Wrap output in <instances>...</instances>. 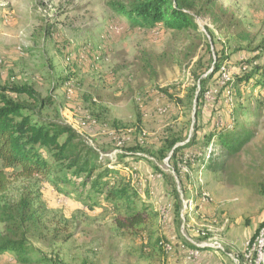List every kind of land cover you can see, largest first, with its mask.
I'll return each mask as SVG.
<instances>
[{
  "label": "rangeland",
  "instance_id": "rangeland-1",
  "mask_svg": "<svg viewBox=\"0 0 264 264\" xmlns=\"http://www.w3.org/2000/svg\"><path fill=\"white\" fill-rule=\"evenodd\" d=\"M113 1L0 0V84L31 85L41 97L51 96V104L41 110L42 118L72 125L90 145L102 148L103 156L119 151L115 141L130 145L134 137L157 148L171 125L177 130L187 128L188 138L192 136L195 105L178 108L158 90L165 88L183 98L194 83L191 71L202 46L211 42L206 26L213 30L216 50L221 44L227 46L229 69L224 66L220 76L215 74L209 81L200 123L204 130L228 123L230 105L220 86L235 71V64L251 57L250 52L235 49L264 44V0H219L235 12L239 26L216 29L207 17H199L202 41L190 61L181 57L185 36L162 26L132 28L111 9ZM143 57H149L151 71L142 68ZM96 91L103 95L100 102H83V96L96 95ZM250 93L244 95L247 111L236 118L237 124L255 131L253 139L237 157L228 159L222 171L199 169V161L182 163V176L189 180L184 192L167 158L156 160L145 154L144 159H126L136 170L130 184L162 216L161 224L151 228L155 231L152 238L170 239L163 250H151L146 240L149 233L120 230L114 221L115 210L85 206L77 199L80 185L62 193L42 178L11 177L13 193L22 185L35 192L49 226L46 237L50 241L37 246L46 254H57L65 264H171L173 252L178 254L174 251L178 242L183 247L192 242L199 247H187L184 264L199 258L196 249L217 251L222 264H246V254L264 229V195L260 192L264 109L253 103L255 96ZM108 139L114 142L107 143ZM66 174L70 173H61ZM166 178L176 181L175 193ZM173 201L180 204L181 223L175 222L176 230L171 220ZM55 230L59 235L51 243ZM176 240L177 246L173 245ZM11 262L10 255L0 256V264Z\"/></svg>",
  "mask_w": 264,
  "mask_h": 264
},
{
  "label": "trees",
  "instance_id": "trees-1",
  "mask_svg": "<svg viewBox=\"0 0 264 264\" xmlns=\"http://www.w3.org/2000/svg\"><path fill=\"white\" fill-rule=\"evenodd\" d=\"M110 7L132 28L149 30L162 26L185 36L181 57L189 61L197 56L202 41L203 35L196 22L199 17H207L216 29L239 26L235 12L219 0H114ZM204 28L211 42L202 46V54L191 71L194 83L183 98L174 96L165 88L158 90L178 108L187 103L195 105L192 136L188 138L187 128L177 130L171 125L164 130L157 148H149L134 137L130 145L115 141L119 151L113 156H103L102 148L94 143L90 145L85 135L72 125L42 118L41 110L51 104V96L41 97L31 85L0 84V256L10 255L11 264H65L57 254H46L37 246V243L50 241L46 237L49 226L35 192L29 185H22L13 193L11 177L14 180L42 178L62 193H67L68 187L72 190L81 187L77 199L91 209L115 210L114 221L120 230H132L142 235L149 233L146 240L152 251L157 253L158 249L163 250L171 243L169 238L162 236L152 238L155 231L151 227L159 226L162 216L155 204L142 200L133 183L130 184L133 180L130 175L136 170L126 159H144L145 154L156 160L169 157L168 162L184 192L189 180L188 176H182V163L188 165L199 161V169L222 171L228 165V159L237 157L253 139V129L237 124L236 116L247 111L245 93L251 92L255 96L253 103L264 109V44L239 46L235 50L250 52L251 57L235 64V71L220 86L230 105L228 123H216L204 130L200 117L209 92L208 83L215 74L220 76L224 66L229 69L227 46L221 44L216 50L213 30ZM142 68L152 70L149 57H143ZM101 98V91H96V95L83 96V102L88 100L95 105ZM108 142L114 140L108 139ZM155 169L163 177L160 169ZM62 172L70 174L61 175ZM166 179L175 193L176 181ZM260 192L264 195V182ZM170 207L176 230L175 222L177 225L181 223L180 204L173 201ZM58 235L55 230L51 243Z\"/></svg>",
  "mask_w": 264,
  "mask_h": 264
},
{
  "label": "crops",
  "instance_id": "crops-1",
  "mask_svg": "<svg viewBox=\"0 0 264 264\" xmlns=\"http://www.w3.org/2000/svg\"><path fill=\"white\" fill-rule=\"evenodd\" d=\"M249 236L247 235V238H249ZM183 243H184V241H183ZM190 243L193 246L190 244L187 245L186 243H185V245H187V247H189V248L196 247V245L199 247L198 244H193L192 242H190ZM238 243H240L239 240H238ZM175 245L177 246V240L175 242ZM187 247H183L182 243L178 242V247L174 249V251L177 250L178 254L176 255V252H173L171 264H184L186 262V259L184 260V258L189 252V249H187ZM191 249H190V251H191ZM195 251H196V253L200 254V256L195 262L193 260H190L189 264H222V262L220 261L221 258L219 256V253L215 250H210V249L208 250L207 249V250H201L200 252H198V250L196 249Z\"/></svg>",
  "mask_w": 264,
  "mask_h": 264
},
{
  "label": "bare ground",
  "instance_id": "bare-ground-1",
  "mask_svg": "<svg viewBox=\"0 0 264 264\" xmlns=\"http://www.w3.org/2000/svg\"><path fill=\"white\" fill-rule=\"evenodd\" d=\"M255 242L252 243L250 250L248 251V255L246 254V261H248V264H254L258 262V256L260 255V250L264 246V229L259 233V236L255 238ZM248 250V249H247ZM255 257L253 263L252 258Z\"/></svg>",
  "mask_w": 264,
  "mask_h": 264
},
{
  "label": "built area",
  "instance_id": "built-area-1",
  "mask_svg": "<svg viewBox=\"0 0 264 264\" xmlns=\"http://www.w3.org/2000/svg\"><path fill=\"white\" fill-rule=\"evenodd\" d=\"M263 254H264V248H262L260 250V255H257L258 256V264H261ZM246 264H248V261H246Z\"/></svg>",
  "mask_w": 264,
  "mask_h": 264
},
{
  "label": "water",
  "instance_id": "water-1",
  "mask_svg": "<svg viewBox=\"0 0 264 264\" xmlns=\"http://www.w3.org/2000/svg\"><path fill=\"white\" fill-rule=\"evenodd\" d=\"M194 114H195V109L193 110V116H194ZM168 158H169V157H167V159H166V160H168ZM261 264H264V254H263V257H262Z\"/></svg>",
  "mask_w": 264,
  "mask_h": 264
}]
</instances>
